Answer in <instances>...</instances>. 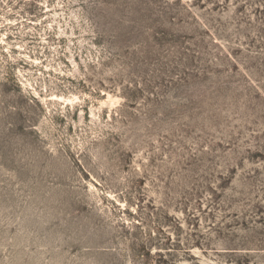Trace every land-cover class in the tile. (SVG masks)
I'll return each instance as SVG.
<instances>
[{"label":"rangeland","instance_id":"obj_1","mask_svg":"<svg viewBox=\"0 0 264 264\" xmlns=\"http://www.w3.org/2000/svg\"><path fill=\"white\" fill-rule=\"evenodd\" d=\"M0 264H264V0H0Z\"/></svg>","mask_w":264,"mask_h":264}]
</instances>
